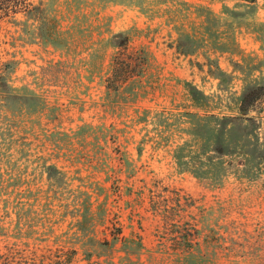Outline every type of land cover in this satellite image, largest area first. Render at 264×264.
Returning a JSON list of instances; mask_svg holds the SVG:
<instances>
[{"label": "rangeland", "instance_id": "obj_1", "mask_svg": "<svg viewBox=\"0 0 264 264\" xmlns=\"http://www.w3.org/2000/svg\"><path fill=\"white\" fill-rule=\"evenodd\" d=\"M31 1L57 46L0 22V264H264V0Z\"/></svg>", "mask_w": 264, "mask_h": 264}, {"label": "trees", "instance_id": "obj_2", "mask_svg": "<svg viewBox=\"0 0 264 264\" xmlns=\"http://www.w3.org/2000/svg\"><path fill=\"white\" fill-rule=\"evenodd\" d=\"M248 2H254L255 0H245ZM18 13L23 14L24 16L28 18H32V15L34 13L38 14V19L34 20L37 21V27L35 26L36 30L39 28H43L48 23V16L46 11L45 4L40 1L38 4H34L31 0H0V22L3 21L6 18H13ZM38 36L43 38L46 42L57 46V44L54 42V38L52 36H42L41 33H39V30L37 32ZM121 47L123 49L127 50V39H123V42L121 43ZM118 60V58H117ZM122 66H124V62L121 60ZM115 71V68L113 69ZM112 70V73H113ZM113 75L108 80L109 83H112Z\"/></svg>", "mask_w": 264, "mask_h": 264}]
</instances>
